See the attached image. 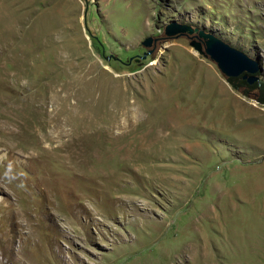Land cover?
Returning <instances> with one entry per match:
<instances>
[{
    "label": "rangeland",
    "instance_id": "rangeland-1",
    "mask_svg": "<svg viewBox=\"0 0 264 264\" xmlns=\"http://www.w3.org/2000/svg\"><path fill=\"white\" fill-rule=\"evenodd\" d=\"M173 21L264 67V0H0V264H264V105Z\"/></svg>",
    "mask_w": 264,
    "mask_h": 264
},
{
    "label": "water",
    "instance_id": "water-1",
    "mask_svg": "<svg viewBox=\"0 0 264 264\" xmlns=\"http://www.w3.org/2000/svg\"><path fill=\"white\" fill-rule=\"evenodd\" d=\"M165 33L169 37L187 35L195 50L210 56L227 78L242 76L250 84L259 82L262 78L264 67L260 60L251 57L245 51L231 45L213 32L173 21L166 26ZM153 43L154 38L152 36H148L143 40L142 44L147 50L142 55H138L136 59L138 62L146 59L153 52ZM106 57L108 60H121L119 56L113 53Z\"/></svg>",
    "mask_w": 264,
    "mask_h": 264
},
{
    "label": "trees",
    "instance_id": "trees-1",
    "mask_svg": "<svg viewBox=\"0 0 264 264\" xmlns=\"http://www.w3.org/2000/svg\"><path fill=\"white\" fill-rule=\"evenodd\" d=\"M229 82L235 89L241 91L244 95L252 97L264 105V78L259 82L250 84L246 78L238 76L229 78Z\"/></svg>",
    "mask_w": 264,
    "mask_h": 264
},
{
    "label": "flooded vegetation",
    "instance_id": "flooded-vegetation-1",
    "mask_svg": "<svg viewBox=\"0 0 264 264\" xmlns=\"http://www.w3.org/2000/svg\"><path fill=\"white\" fill-rule=\"evenodd\" d=\"M134 59L136 60V59H137V57H135ZM136 61H137V60H136ZM141 61H142V60H141ZM141 61H140V62H141ZM137 62H138V61H137Z\"/></svg>",
    "mask_w": 264,
    "mask_h": 264
}]
</instances>
